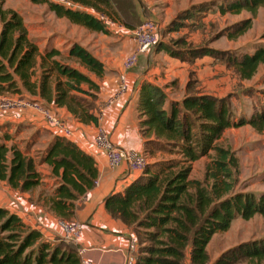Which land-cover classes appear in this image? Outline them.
I'll list each match as a JSON object with an SVG mask.
<instances>
[{
	"label": "trees",
	"instance_id": "trees-1",
	"mask_svg": "<svg viewBox=\"0 0 264 264\" xmlns=\"http://www.w3.org/2000/svg\"><path fill=\"white\" fill-rule=\"evenodd\" d=\"M31 2L45 4L56 17L102 34L109 31L101 16L114 23L119 20L117 10L129 15L128 19L133 17V6L126 2L116 8L110 0ZM3 4L0 0V96L10 94L43 101L64 108L77 123L97 126L95 102L99 84L91 75L101 78L103 64L78 44L69 48L68 59H75L88 74L62 62L61 53L54 48L48 47L40 54L37 44L28 37L22 16L4 10ZM127 4L131 5V13ZM263 6L264 0H231L218 8L221 14L247 11L255 17ZM124 26L133 29L138 25ZM251 26L252 19H245L232 27L227 38L237 39ZM260 39L264 40V33ZM157 46L182 60L169 46ZM226 64L241 81H250L261 71L264 84V45L255 44L248 51L239 49ZM262 94L264 97V90ZM165 101L162 89L142 83L136 103L138 127L146 158L155 152L175 157L147 163L144 171L121 191L105 198L104 210L132 231L133 264H208L206 248L213 235L227 231L237 218L250 220L258 215L264 222V192L257 196L233 192L236 158L217 144L230 128L249 126L263 134L264 103L249 116L235 117L225 99L210 94H186L181 102L167 106ZM203 158L208 160L203 180L191 178L193 163ZM36 165H46L47 173L37 171ZM42 177L53 186L48 210L60 219L72 221L78 200L96 186L98 169L90 155L58 134L52 133L37 163L23 150L0 142L1 182L26 192L38 187ZM242 260L264 261V237L237 245L213 264H236ZM0 264H79V257L70 243L47 242L40 230L0 208Z\"/></svg>",
	"mask_w": 264,
	"mask_h": 264
},
{
	"label": "crops",
	"instance_id": "crops-1",
	"mask_svg": "<svg viewBox=\"0 0 264 264\" xmlns=\"http://www.w3.org/2000/svg\"><path fill=\"white\" fill-rule=\"evenodd\" d=\"M8 1L16 0H5L3 5L4 10H8L5 7ZM110 2L114 8L117 7V4L124 2L130 3L133 6L132 16H134L135 20L134 23L129 22L130 28L135 27L136 23H142L147 19L159 23L162 27V40L160 44L170 46L172 43H175L173 44L174 46L180 47H172L173 50L182 54L202 49V47L198 46L202 39L199 40L201 36L197 35L199 32L197 27L203 25V21L209 14L201 13L204 9L197 8L195 16L184 17L183 20L186 27L170 28L169 24L176 17H173L176 13L168 12V7L162 0H152L149 10L142 7V13L135 6L136 0H110ZM194 6L197 5H192L191 7L194 8ZM191 7H186L180 13L186 12ZM43 9L44 12H33L32 16L28 18L23 16V10L20 7L16 6L13 9V11L18 12L20 15L22 14L21 16L28 31V37L37 44L40 54L49 47L48 45L43 46L44 40L42 42L38 41L49 32L44 17L46 14L51 16L53 13L47 9L45 4L41 6V10ZM117 12L121 16L118 10ZM197 17L199 18V24L196 22ZM126 18L128 19L129 15H126ZM66 21L69 22L68 20ZM71 25L77 27V30L72 33L77 35L79 32L77 39L79 45L104 66V74L101 78L97 79L94 75H91L99 84V92L95 102L96 114H102L100 127L110 135L113 145L124 152L142 154L144 151V139L139 131L136 111L138 92L142 83H150L162 89L166 96L164 106H167L170 102H181L186 94H191L189 93V89L191 88L192 90L194 87H190L188 84L190 73L195 77V92L210 94L217 98L226 96L231 88L229 83L230 78L234 80L237 78L236 75V77H229L226 66L213 63L211 57H195L193 61L181 60L171 57L160 49L159 46H156L153 51L146 54L147 69L145 71L134 68L126 72L123 70V60L136 48V43L128 32L131 29L119 23L105 21L109 33L112 35L120 34L118 39L112 36L111 41L106 36L102 37V33L93 32L72 23ZM172 40H175V42H171ZM116 44H119L120 51H111V47ZM50 48L58 50L63 58L68 59V51L64 53L61 52L59 47ZM151 57L155 61L153 65L151 64L152 61L150 62ZM70 60L72 62H68L67 64H71L88 74L87 70L83 66H80L75 59ZM121 74H125L126 76L127 90L118 97H115L118 93L117 85ZM2 99L24 102H30L29 100L35 101V99L28 97L22 99L20 96L10 94L2 95L0 103ZM35 102L32 104L39 105L41 110L49 109L69 123L74 132L73 137L69 140L86 154L90 155L96 162L98 169L96 186L77 202L72 221L80 223V219H83L85 220V224L80 223L82 225L81 232L76 242L70 244L76 250L80 248L87 249V252L83 256L94 264H125L126 259L134 255V235L121 221L111 218L105 212L103 203L109 194L121 191L133 180L131 179L132 172H129L128 165L125 162L115 169L108 167L105 154L98 151L93 144V137L97 126H84L77 123L66 113L64 108H56L52 104L43 101ZM3 125L8 126V128L3 127ZM11 125L13 127L32 126L36 130H47L43 143H48L52 138V133L55 134L45 123L41 111L32 106H15L9 109H2L0 107V133L1 136L8 137L6 139L5 137L3 138V140L5 139L4 144L7 146L14 139L9 134V127ZM231 129L225 130L222 136L226 135ZM36 168L44 174L48 171L46 165L37 166ZM43 178L49 180L46 177H42L41 183L45 180ZM38 187L24 192L19 189H11L6 182L0 181V208L15 214L30 228L40 230L45 241L55 243L61 240L62 232L57 225V221L60 218L48 210V199L44 200L42 196L34 197Z\"/></svg>",
	"mask_w": 264,
	"mask_h": 264
},
{
	"label": "rangeland",
	"instance_id": "rangeland-1",
	"mask_svg": "<svg viewBox=\"0 0 264 264\" xmlns=\"http://www.w3.org/2000/svg\"><path fill=\"white\" fill-rule=\"evenodd\" d=\"M151 1L152 0H136L135 6L137 10L142 13V7H145L149 10L152 3ZM162 1L166 3L169 10L168 12L176 13L173 16L176 17L173 21L170 22V28L186 27L184 25L183 18L195 16V11L197 8L204 9L201 13H206V15L209 13L203 21V25L197 27V29L199 30L197 35L201 36L199 40L202 39L200 44L198 45L199 47H202L201 50L182 54L173 50V48H179L180 46H174L173 44L175 43H172L170 45L171 47L169 46L170 50H173L180 54L182 60L184 59L187 61H193L195 57H211L213 63L220 64L221 66H226L229 77H234L236 75L235 71L233 70V68L229 67L226 64L228 57H230L239 49L248 51V49L252 48L255 44L264 45V40L260 39L261 35L264 33V6L258 9L255 17H252V15L247 11H241L239 14H221L218 7L221 4H227L231 0ZM3 2H5V0H3ZM192 5L197 6H194L193 8L191 7ZM16 6L20 7L23 10V16L26 18L31 17L33 12H44V9L41 10L42 4L33 3L31 2V0L8 1L5 4V7L8 10H13ZM126 7V9H128V12L131 13L129 11L131 5L127 4ZM186 7L191 8H189L186 12L180 13L182 10H185ZM121 13V17L119 16L118 20V23L120 25L129 24L128 22L134 23V16L132 17V19H127L122 11ZM248 18L252 19L251 28L244 35L238 37L237 39H228L227 33L233 30L232 27L235 24ZM44 20H46V27L48 26L49 32L44 37H42V39L38 40L39 42H42V40H44L43 46L48 45L49 47H59L61 52L66 53L73 44L79 45L77 41L79 32L77 35L72 33L73 31L77 30V27L72 26L71 23L67 22L63 18L56 17L53 13L51 16L46 14ZM196 22L197 24H199L198 17L196 19ZM139 24L140 22L136 23L135 26ZM191 30L193 29L191 28ZM128 32L133 38L131 31ZM103 36H106L107 39H111L113 37L118 39L120 34L112 35L111 33H108L102 34V37ZM171 42H175V40H172ZM119 47V44H116L111 47V51L119 52ZM61 61L65 63L72 62V60L67 58H62ZM150 62L152 65L155 64L153 63L155 61H153L152 57L150 59ZM134 68L141 71H145L147 69L146 54L139 55L138 62ZM156 73H158V71H156ZM261 74L262 72L259 71V73L250 81H241L238 80V78L234 80L230 78V92L226 96H224L223 99L226 100L228 110L233 116H249L252 112L258 110L262 103H264V97L262 94L264 90V84L261 83L260 80ZM188 80L189 86H193L195 88L196 82L193 74L190 73ZM194 88H192V90L190 88L189 93H196V90ZM3 127L5 126L3 125ZM46 133L47 130H36L32 126L13 127L11 125L9 127V134L10 136H13L14 139L8 147L15 146L16 148L23 150V152L26 153L29 158H32L37 163L40 153L43 151L47 144V142L43 143V140H45L46 138ZM3 138V135L1 136L0 133V142L4 143L5 139L3 140ZM217 144L223 148L230 150L236 158V166L233 169L236 185L233 192L252 193L256 196L260 193H263L264 133L257 134L251 127L245 126L242 128H232L226 135L221 136V138L217 141ZM174 157L175 155H169L166 152H155L154 154H152V156H147V161L148 164H151L157 160ZM207 162L208 160L206 158H203L193 163L191 178L203 180L204 168ZM138 175L139 174L131 173V179H134ZM44 179L45 178H43V180ZM52 190L53 186L51 185L50 181L45 179L38 187L37 191H35L36 193L34 197L42 196L44 200H47L51 196ZM80 223L85 224V220L80 219ZM263 237L264 222L260 216L256 215L250 220H242L240 218H237L231 223L227 231L216 233L211 238L206 248L209 256L208 264H213V262L219 256H221L225 252L233 250L237 245L241 243L258 240ZM236 264H264V261L259 263L242 260Z\"/></svg>",
	"mask_w": 264,
	"mask_h": 264
},
{
	"label": "built area",
	"instance_id": "built-area-1",
	"mask_svg": "<svg viewBox=\"0 0 264 264\" xmlns=\"http://www.w3.org/2000/svg\"><path fill=\"white\" fill-rule=\"evenodd\" d=\"M102 19L109 22L107 18L101 16ZM162 27L159 23L152 20H144L140 25L131 29L133 39L136 43V48L123 60L122 66L124 71H131L134 69L138 62V57L141 54H147L153 50L162 40L161 38ZM127 90L126 86V76L121 74L119 76L117 85L118 97L121 93ZM2 97V96H0ZM32 103L36 102H24V101H10L2 99L0 107L2 109H9L15 106H32L41 111L43 119L48 127L55 133L64 136L67 139L73 137V130L71 129L69 123L57 113L49 109H42L39 105ZM97 129L94 133L93 144L98 151L105 154L107 158L108 167L115 169L119 167L122 163H126L129 168V172L132 173H142L148 163L146 156L142 154H137L134 152H124L113 145L111 142L110 135L107 134L101 127L100 122L102 120V114H97ZM58 227L61 229L62 235L61 240L65 243H75L80 232L82 225L74 221H66L59 219L57 221ZM42 226V225H38ZM38 230V229H37ZM87 252V249L80 248L77 250V255L79 257V264H94L92 261L86 259L83 254ZM125 264H133V258L128 257Z\"/></svg>",
	"mask_w": 264,
	"mask_h": 264
}]
</instances>
